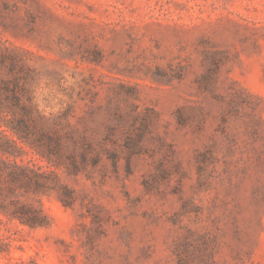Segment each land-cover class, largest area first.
Here are the masks:
<instances>
[{"label": "rangeland", "instance_id": "rangeland-1", "mask_svg": "<svg viewBox=\"0 0 264 264\" xmlns=\"http://www.w3.org/2000/svg\"><path fill=\"white\" fill-rule=\"evenodd\" d=\"M0 52V264H264V0H0Z\"/></svg>", "mask_w": 264, "mask_h": 264}, {"label": "trees", "instance_id": "trees-1", "mask_svg": "<svg viewBox=\"0 0 264 264\" xmlns=\"http://www.w3.org/2000/svg\"><path fill=\"white\" fill-rule=\"evenodd\" d=\"M3 54L0 52V62L3 61ZM0 149L3 152H10L7 151V149H4L2 146V143L0 142ZM18 178V171L13 170V169H6V167H3L0 165V196L2 195V192L4 189H8L9 192H13L14 190V185L13 183L17 180ZM12 216L18 217L21 219L22 222H26L29 224H34L36 222V215H28L27 213H24V211H12L11 212ZM0 222L6 224L1 218Z\"/></svg>", "mask_w": 264, "mask_h": 264}]
</instances>
